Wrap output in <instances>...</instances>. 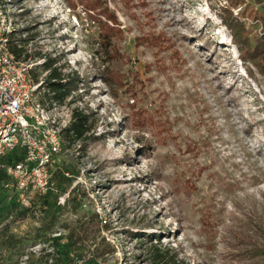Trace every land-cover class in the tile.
<instances>
[{"label": "rangeland", "instance_id": "rangeland-1", "mask_svg": "<svg viewBox=\"0 0 264 264\" xmlns=\"http://www.w3.org/2000/svg\"><path fill=\"white\" fill-rule=\"evenodd\" d=\"M98 1L120 31L110 39L118 58L79 0H0L37 100L88 117L81 139L62 135L55 191L23 206L0 188V264L61 263L52 239L68 235L71 264H155L153 247L183 264H264L244 253L264 246V60L241 59L221 20L229 8L260 53L264 1ZM158 35L172 48L139 42ZM54 69L63 85L77 78L62 102L48 87Z\"/></svg>", "mask_w": 264, "mask_h": 264}, {"label": "built area", "instance_id": "built-area-1", "mask_svg": "<svg viewBox=\"0 0 264 264\" xmlns=\"http://www.w3.org/2000/svg\"><path fill=\"white\" fill-rule=\"evenodd\" d=\"M1 16V14H0ZM9 20L0 17V173L1 186L23 206L30 195L55 191L51 168L62 150V132L71 115H59L37 99L40 85L31 78L32 64L10 52ZM17 155L18 160L10 159Z\"/></svg>", "mask_w": 264, "mask_h": 264}, {"label": "trees", "instance_id": "trees-1", "mask_svg": "<svg viewBox=\"0 0 264 264\" xmlns=\"http://www.w3.org/2000/svg\"><path fill=\"white\" fill-rule=\"evenodd\" d=\"M78 0H68L69 6L74 9L75 8V2ZM140 4L145 5V0H140ZM264 0H256L258 4L262 3ZM79 2L82 5V8L85 12L90 13L91 16H93L94 20L98 22V24L101 27L103 37L102 46L103 51L108 52L109 58H118V54L112 47V43L110 39L112 37H116L120 34L119 29H114L110 25H108V21L111 23L115 22V18L113 14L109 13L106 8H102V3L98 0H79ZM264 10V7H263ZM89 14V15H90ZM96 15L98 17L96 18ZM100 17V18H99ZM91 18V17H90ZM104 18V19H102ZM223 25L226 26L227 29H229L232 37V41L237 45L238 50L240 52L241 59L243 60H254V59H260L262 58L264 60V51L258 52L259 50V41L254 43V46L251 44L250 38L247 36V31L244 30V26L239 20L235 17H233L232 13L229 11V8L225 9L222 17ZM261 24L263 25L264 29V17L261 20ZM11 36V34H10ZM154 37V36H152ZM10 38V37H9ZM147 38H150L149 36H145L142 39H139V42L141 44H148V45H154L157 50H169L172 48L173 43L168 38H165L163 36H156V38H153L151 41H147ZM21 45H12L10 46V52L15 56L16 59L20 60L21 55L24 52V40H20ZM261 46H264V44H261ZM253 50V51H252ZM252 51V52H251ZM174 58H177L178 56L173 54ZM22 61V60H21ZM25 61V60H23ZM254 62V61H252ZM54 61L47 60L46 63H44L43 68L50 70ZM248 74L251 76V72H248ZM108 80L115 83V86L118 88H122L124 86V83H122V77L120 74L115 73H107ZM48 87L50 90L53 91L54 99L62 102L64 99L70 94L71 88L75 89L77 78L70 79V82L68 85H63L62 81L60 80V74L56 72V70H51L48 77ZM34 82V81H33ZM35 83V82H34ZM126 91L131 94V96H134L133 90L131 87H126ZM138 114V113H137ZM143 115V114H142ZM147 119H144L145 121H149V123L152 125L153 121L150 117H146ZM141 122V117H140ZM88 117L85 115L82 111H78L77 109H74L71 113V122L69 126L64 129L62 132V135L64 138H66L68 141H75L81 139L87 132H88ZM141 125H143L141 123ZM160 128L161 126L158 125ZM10 159L18 160L19 157L15 155L14 157H8V161ZM5 176L4 174L0 173V188L2 190H5L1 184L4 182ZM6 191V190H5ZM44 197V196H43ZM44 204V203H43ZM250 238V237H249ZM65 243H62L63 237L52 239V242L55 243V250L57 252L63 253L62 262L55 264H71L69 261V257L71 256V253L75 250L76 243L74 242L73 238L68 235L64 238ZM244 253L247 254V256H251L252 258H262L264 259V246H257L253 245V248L250 250H245ZM152 258L155 264H183L181 261L177 260V255L175 254V251H161L160 249L153 247L152 249ZM81 261V259L76 256L75 264H79L78 262ZM80 264H83L81 262Z\"/></svg>", "mask_w": 264, "mask_h": 264}]
</instances>
